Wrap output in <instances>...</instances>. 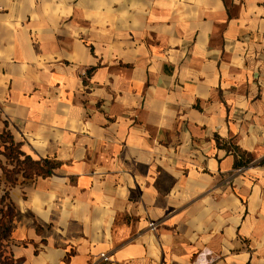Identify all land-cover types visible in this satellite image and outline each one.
Returning a JSON list of instances; mask_svg holds the SVG:
<instances>
[{
	"label": "crops",
	"instance_id": "1",
	"mask_svg": "<svg viewBox=\"0 0 264 264\" xmlns=\"http://www.w3.org/2000/svg\"><path fill=\"white\" fill-rule=\"evenodd\" d=\"M4 132L0 264H264V0H0Z\"/></svg>",
	"mask_w": 264,
	"mask_h": 264
},
{
	"label": "trees",
	"instance_id": "2",
	"mask_svg": "<svg viewBox=\"0 0 264 264\" xmlns=\"http://www.w3.org/2000/svg\"><path fill=\"white\" fill-rule=\"evenodd\" d=\"M0 140L7 143L2 152L6 160V165L0 163V168L12 182L15 174H21L25 178H32L35 175L48 176L50 174L51 168L53 167L52 164L47 161H36L27 156L20 150L19 143H15L12 140L8 132L1 134ZM8 164H10L11 167H9ZM10 214V210L8 212H2L3 219H0L1 227L5 224V219L10 216ZM3 264L9 263L4 261Z\"/></svg>",
	"mask_w": 264,
	"mask_h": 264
},
{
	"label": "built area",
	"instance_id": "3",
	"mask_svg": "<svg viewBox=\"0 0 264 264\" xmlns=\"http://www.w3.org/2000/svg\"><path fill=\"white\" fill-rule=\"evenodd\" d=\"M149 226H150L152 229H154V223H153V222H149ZM100 258H101L103 261H105L107 264H117V263L113 262V261L109 258V256H108L107 254H105V253L100 254Z\"/></svg>",
	"mask_w": 264,
	"mask_h": 264
}]
</instances>
